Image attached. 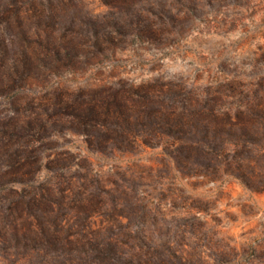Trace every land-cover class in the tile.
I'll return each instance as SVG.
<instances>
[{
  "label": "rangeland",
  "instance_id": "obj_1",
  "mask_svg": "<svg viewBox=\"0 0 264 264\" xmlns=\"http://www.w3.org/2000/svg\"><path fill=\"white\" fill-rule=\"evenodd\" d=\"M0 65L45 201L0 264H264V0H0Z\"/></svg>",
  "mask_w": 264,
  "mask_h": 264
},
{
  "label": "trees",
  "instance_id": "obj_2",
  "mask_svg": "<svg viewBox=\"0 0 264 264\" xmlns=\"http://www.w3.org/2000/svg\"><path fill=\"white\" fill-rule=\"evenodd\" d=\"M31 74L0 65V94L15 90ZM17 112L9 119L0 117V246L5 250L23 243L26 233L19 216L33 212L45 202L32 190L43 158L36 140H40L39 126L44 125V118L29 114L22 117V111ZM17 183H22V187Z\"/></svg>",
  "mask_w": 264,
  "mask_h": 264
}]
</instances>
